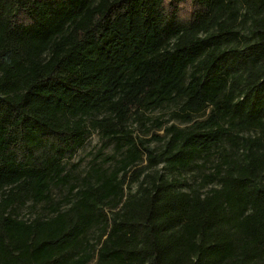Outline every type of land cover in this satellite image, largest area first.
Returning a JSON list of instances; mask_svg holds the SVG:
<instances>
[{"label":"trees","instance_id":"1","mask_svg":"<svg viewBox=\"0 0 264 264\" xmlns=\"http://www.w3.org/2000/svg\"><path fill=\"white\" fill-rule=\"evenodd\" d=\"M91 130L114 166L69 183ZM0 264H264V0H0Z\"/></svg>","mask_w":264,"mask_h":264},{"label":"rangeland","instance_id":"2","mask_svg":"<svg viewBox=\"0 0 264 264\" xmlns=\"http://www.w3.org/2000/svg\"><path fill=\"white\" fill-rule=\"evenodd\" d=\"M186 7V6H184ZM187 8V7H186ZM185 13V8L183 10ZM176 107L172 105H163L160 108L143 111L142 116L139 118L131 117L128 120L127 128L132 138L137 143L138 146L145 145L147 148L153 149L154 152L159 151L160 143L159 141L153 139V135L151 132H155L156 134H162V130H156L153 126V123L156 120L167 121L169 123H177L175 119H172V111L175 110ZM258 134L255 131L243 132L240 134L241 136H256ZM224 148L228 149V145L225 143ZM116 154L114 150V141L107 139L106 137H102L100 132L97 130H91L87 135L82 146L77 148L75 152L69 159V162L66 166L68 172L70 173L69 183L72 184H81L82 179L86 176L87 172L90 171V168L95 165L100 166L104 169H112L114 166V160L110 161L111 155ZM120 155L117 153L115 156L118 159ZM215 156L211 158V161L205 163V165L200 166V169L204 172L211 171L212 164L215 162ZM146 161H143L144 164ZM197 163H201V160H197ZM76 168H75V167ZM157 168L162 169V164H158ZM197 169L193 166L190 170L185 171L184 177L187 178L188 182H192L195 176L198 175ZM134 169H130L128 172L131 174ZM149 170H152L149 169ZM135 188V184L131 185V189ZM51 202L52 203H62V206L66 205V199L68 198V185L66 186H52L50 189ZM71 198V197H69ZM50 205L45 204H37L31 205L28 201L24 205L18 208V213L23 217H31L36 214L46 213L49 209ZM96 229H92L88 238L90 241L94 239V235L96 233Z\"/></svg>","mask_w":264,"mask_h":264}]
</instances>
